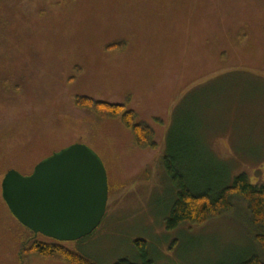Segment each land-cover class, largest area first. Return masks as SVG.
Masks as SVG:
<instances>
[{
  "label": "rangeland",
  "instance_id": "obj_1",
  "mask_svg": "<svg viewBox=\"0 0 264 264\" xmlns=\"http://www.w3.org/2000/svg\"><path fill=\"white\" fill-rule=\"evenodd\" d=\"M119 42L123 51H108ZM77 95L129 102L156 147L140 149L119 121L76 109ZM171 136L211 183L230 166L229 184L246 174L264 186V0H0V264H63L23 260L26 230L1 184L77 144L103 163L111 191L100 227L69 248L99 264L138 262L140 241L154 264L257 255L242 211L167 230Z\"/></svg>",
  "mask_w": 264,
  "mask_h": 264
},
{
  "label": "trees",
  "instance_id": "obj_2",
  "mask_svg": "<svg viewBox=\"0 0 264 264\" xmlns=\"http://www.w3.org/2000/svg\"><path fill=\"white\" fill-rule=\"evenodd\" d=\"M126 46V42H119L108 45L107 49L108 51H123ZM75 70L77 74L81 72L78 67ZM72 102L76 109L92 114L101 121H119L132 134L138 148L153 149L156 147L154 129L146 124L137 123L136 112L128 109L129 102L111 104L81 95L74 96ZM173 141L171 136L167 156L164 159L166 175L176 192V200L167 219V230H176L184 224L204 225L213 219L222 217L224 213L242 211L243 220L250 228L259 253L237 264H264V186L253 185L246 174L233 177L229 184L232 170L230 166L223 180L219 183H211L206 170L198 168L199 173L196 174L192 164L182 160L181 149ZM191 154V149H187L185 157L188 159ZM193 175H196L200 181L192 179ZM237 201L238 203L234 204ZM240 202L246 203V206H242ZM22 227L26 230L22 249L25 261L32 256H38L55 263L99 264L81 251L69 248L70 243L57 242ZM38 237H43L48 241H41ZM146 245L145 241L137 242L138 262L123 259L116 264H154Z\"/></svg>",
  "mask_w": 264,
  "mask_h": 264
},
{
  "label": "water",
  "instance_id": "obj_3",
  "mask_svg": "<svg viewBox=\"0 0 264 264\" xmlns=\"http://www.w3.org/2000/svg\"><path fill=\"white\" fill-rule=\"evenodd\" d=\"M1 188L22 226L61 243L91 236L107 214L110 196L106 168L82 144L43 161L29 176L8 171Z\"/></svg>",
  "mask_w": 264,
  "mask_h": 264
}]
</instances>
